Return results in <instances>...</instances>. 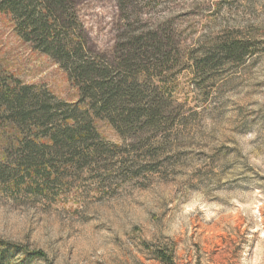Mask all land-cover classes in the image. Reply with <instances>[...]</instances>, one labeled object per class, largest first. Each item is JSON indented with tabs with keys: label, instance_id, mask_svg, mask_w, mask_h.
I'll return each mask as SVG.
<instances>
[{
	"label": "rangeland",
	"instance_id": "1",
	"mask_svg": "<svg viewBox=\"0 0 264 264\" xmlns=\"http://www.w3.org/2000/svg\"><path fill=\"white\" fill-rule=\"evenodd\" d=\"M59 12L61 61L0 13V240L26 264H264V0Z\"/></svg>",
	"mask_w": 264,
	"mask_h": 264
},
{
	"label": "trees",
	"instance_id": "2",
	"mask_svg": "<svg viewBox=\"0 0 264 264\" xmlns=\"http://www.w3.org/2000/svg\"><path fill=\"white\" fill-rule=\"evenodd\" d=\"M64 2L65 0H0V13L13 17L14 28L23 39L30 41L41 52L61 61L64 58L61 52L66 55L68 53L65 50L67 44L57 47L52 42L58 36L56 31L64 29L65 22L59 12ZM48 38L52 40L49 41ZM244 49V44L234 41L225 44L223 52L225 56L233 57L238 53L239 56L242 55ZM87 73L82 72L81 77L83 74L88 77ZM79 133L82 132L78 131L77 134ZM66 135L68 139L76 140L77 136ZM156 258L165 264H173L171 253L163 250H158ZM33 259H45V255L40 250H27L15 243L0 240V264H26Z\"/></svg>",
	"mask_w": 264,
	"mask_h": 264
}]
</instances>
